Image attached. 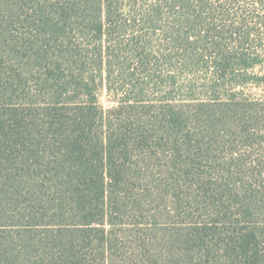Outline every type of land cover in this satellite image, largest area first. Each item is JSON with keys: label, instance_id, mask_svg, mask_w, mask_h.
Here are the masks:
<instances>
[{"label": "trees", "instance_id": "trees-1", "mask_svg": "<svg viewBox=\"0 0 264 264\" xmlns=\"http://www.w3.org/2000/svg\"><path fill=\"white\" fill-rule=\"evenodd\" d=\"M262 24L264 0H0V264H264Z\"/></svg>", "mask_w": 264, "mask_h": 264}, {"label": "rangeland", "instance_id": "rangeland-1", "mask_svg": "<svg viewBox=\"0 0 264 264\" xmlns=\"http://www.w3.org/2000/svg\"><path fill=\"white\" fill-rule=\"evenodd\" d=\"M254 25V24H253ZM252 25V26H253ZM256 27H260V25H256ZM262 29H263V32H264V25L262 24V26H261V34H262ZM141 32H143V33H145V32H149V34L150 33H155V34H157V35H161L162 33H164V30H162V29H159V30H157L156 32H153L152 31V29H142V31ZM262 37H264V36H262ZM257 48V50L261 53V62H262V65H259L258 67H257V69L259 70H262V73H264V39L259 43V45H258V47H256ZM256 69V70H257ZM250 90L251 91H253V92H257V93H261L262 91L261 90H258L257 88H252V87H250ZM101 103L103 104V106L105 107V108H108V107H110V106H112L113 104H114V102L112 101V98L110 97V95H109V93H108V91L107 90H105L104 92H103V94H102V96H101Z\"/></svg>", "mask_w": 264, "mask_h": 264}]
</instances>
